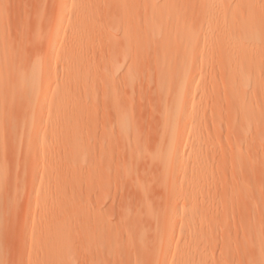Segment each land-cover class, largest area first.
I'll use <instances>...</instances> for the list:
<instances>
[{
	"label": "bare ground",
	"instance_id": "bare-ground-1",
	"mask_svg": "<svg viewBox=\"0 0 264 264\" xmlns=\"http://www.w3.org/2000/svg\"><path fill=\"white\" fill-rule=\"evenodd\" d=\"M255 1L55 0L52 28L45 42L48 56L45 59L52 61L35 60L25 65L23 57L10 50L7 52V43L0 39L5 63L0 68L2 138L5 137L1 128L4 118L8 119L9 127L18 124L22 129H31L32 122L43 114L45 107L49 118L66 121L101 112L121 134L119 143L111 136V151L102 154L108 159L106 162H110L112 155L115 158V153L124 152L129 145L123 132L124 123L136 110L135 101H145L143 89H150L155 97L156 103H151L156 104L154 110L160 115V131L155 144L160 148L149 155L156 174L150 176L155 177V188L160 189L156 191H160L161 196L175 198L173 202L157 204L152 190L137 183L134 191L139 204L136 211L133 210L135 216L144 218V224L132 233L126 230L133 212L132 207L128 208V200L126 204L125 198L122 199L127 208L121 201L124 210H120L118 219L123 225L118 234L125 237L120 242L121 250L115 257L109 252L100 255L93 264H200L192 259L191 244L176 263L166 262L165 253L174 240L179 221L182 230L191 232L192 222L203 214L232 218L240 227V239L236 236L226 242V264H264V244L258 235L259 194L254 175H234L221 186L222 190L218 189L220 193L216 189L222 175L191 176V173L200 172L208 156L207 146L216 142L210 140L212 136L221 135L222 130L228 135L240 136L253 124L246 110L252 99L255 100L256 90L247 92L246 82L251 70L264 65V56L252 52L255 44L264 43V15L259 13L261 9ZM191 11L198 16L192 23ZM68 12L71 14L67 16ZM88 14L93 16L91 23L95 34L85 27ZM111 25L116 27L115 34L107 29ZM62 28L65 31L59 41ZM39 40L40 35H37ZM87 53L91 59L84 63L80 57ZM57 59L63 75L56 87L49 90L48 85L57 74L56 63L51 62ZM71 87L78 91L68 94ZM252 107L253 120L264 130V111L256 104ZM14 113L26 117L16 124ZM8 135L10 141L18 142L15 133ZM89 140L88 134H82L72 136L70 142L83 146ZM183 140L195 150L187 157L182 151ZM27 144L31 146L33 141ZM217 151L222 161L217 165L218 171L223 162L233 163L239 158V152ZM98 159L93 161L97 163ZM125 162L119 167L124 170L130 164L134 167L129 161ZM176 169H182L183 175L173 179L176 175L172 172ZM211 192L216 195L209 197ZM30 193L26 198L28 205ZM17 198L16 194L14 204L4 205L0 197V209L14 216L18 212ZM36 198L40 202L37 205L40 214L32 226L49 236L67 222V214L48 215L40 189ZM26 223L27 220L23 224ZM77 229L73 224L55 235L48 251L36 260V264H82L80 257L68 259L63 253V242ZM149 231L153 234L149 235Z\"/></svg>",
	"mask_w": 264,
	"mask_h": 264
},
{
	"label": "rangeland",
	"instance_id": "rangeland-1",
	"mask_svg": "<svg viewBox=\"0 0 264 264\" xmlns=\"http://www.w3.org/2000/svg\"><path fill=\"white\" fill-rule=\"evenodd\" d=\"M54 1L0 0V22H3L0 25V39L3 38L7 43L9 48L7 52L10 50L11 53L23 57L25 65L35 60L37 62L52 61L49 60L50 58L45 59L48 57L45 42L52 28ZM255 4L261 9L259 13L264 15V0H256ZM109 10L112 15V10ZM70 14L68 12L67 16ZM92 17L87 15L88 24L86 23L85 27L95 34L96 30L91 23ZM197 17L196 12L191 11V23L197 20ZM111 26L107 29L115 34L116 27ZM64 31L65 28H62L58 36L59 41L63 39ZM37 35H40L39 41H37ZM252 52L264 56V43L255 44ZM2 56L3 52L0 51L1 69L5 64ZM80 58L87 63L91 55L83 54ZM59 62L58 59L51 62L56 63L57 74L51 79L48 85L49 90L56 87L63 75ZM246 85L247 92L256 90L255 100L252 99L250 103L245 100L246 104L249 103L246 115L250 117L253 124L240 136L228 135L225 130L220 132L221 135L212 136L210 140H216V142L214 145L207 146L208 156L200 167V172L191 173V176L222 175L217 184L218 191V189L222 190L221 186H224L226 181L229 182L234 175H254L253 181L257 183L259 194L257 206L261 218L258 235L264 244V130L253 120L251 112L254 104L264 111V65L248 73ZM76 91H78L76 87H71L67 93L74 94ZM150 91V89H143L147 99L143 95L144 102L143 100H138L137 103L135 101L137 111L134 109L136 112L130 113L128 120L124 123L123 132L129 145L124 152L123 150L120 152L121 158L117 152L114 154L115 158L112 155L110 162H106L108 159L102 154L107 155V150H110L111 136L118 139L119 143L121 134L118 133L119 129L117 130L111 122H108L109 117L104 115V118L101 112L66 121V119L49 118L45 107L43 114L32 122L34 126L31 129H22L17 124L26 115L23 117L14 113L16 117L14 122L17 125L13 127L8 126V119L2 120L1 128L5 137L0 136V197L4 205L12 202L14 204L17 194L19 204L17 203L18 212L14 216L5 213L4 208L0 209V223H2L0 224V264H31L33 262L36 264V260L48 251L49 244L54 237L56 238L55 235L58 236L59 232L68 230L73 224L77 225V231H74L62 244L64 245L63 253L68 259L80 257L82 264H93L96 258L107 252L111 257H115L121 250L120 242L125 238L122 233L118 234V231L123 225L119 221V216L123 208H127L125 205L127 200V203H130L128 208L132 207L130 209L133 215L129 217L126 230L132 233L144 224V218L135 216L134 213L137 209L136 205L139 204V197L134 191L137 183H142L152 190L157 204L173 202L175 197L166 199L159 194L160 191L159 193L156 191L160 190L155 188L157 181L155 177L150 176L156 174L149 155L160 148L155 144L160 131V115L154 110L156 104L151 103V101L156 102ZM12 133L18 136L17 143L8 138L10 137L8 134ZM82 134L90 136L87 144L82 146L79 143L70 142L72 136ZM93 136L95 140L92 139ZM29 140L33 141L31 146L27 144ZM182 144L185 157L194 153V147L187 145L186 140H183ZM217 149H221L226 154L231 151L239 152V158L233 163L223 162L221 170L218 171L217 165L222 161ZM94 158H99L97 163L93 161ZM125 160L134 164L135 168L131 167V164L127 170L119 167ZM172 174L176 175L173 179H178L183 175V170L176 169ZM39 189L45 199L48 215L67 214V222L53 230L49 236L42 229L32 226L33 221L37 220L40 214V208L37 206L40 202L36 198ZM29 193L31 196L28 205L26 198ZM214 194L216 195L211 192L209 197H213ZM125 195L129 198L127 199ZM124 198L125 203H123ZM120 202L125 206L123 207ZM11 219L13 225L9 221ZM25 220L27 223L24 225ZM181 228L182 224L179 221L173 235L174 240L165 253L166 262L176 263L180 254L188 252L187 249L191 244V255L195 262L226 264L228 252L226 242L236 236L239 239L241 237L240 227L236 221L232 218L221 219L216 214L200 215L192 222L191 232ZM151 234L153 232L149 231V235Z\"/></svg>",
	"mask_w": 264,
	"mask_h": 264
}]
</instances>
